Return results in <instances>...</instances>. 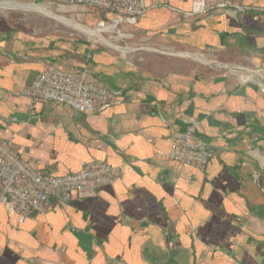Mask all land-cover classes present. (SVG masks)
Returning <instances> with one entry per match:
<instances>
[{"label": "crops", "instance_id": "1", "mask_svg": "<svg viewBox=\"0 0 264 264\" xmlns=\"http://www.w3.org/2000/svg\"><path fill=\"white\" fill-rule=\"evenodd\" d=\"M194 1L145 0L151 9L121 29L136 52L210 53L264 65V16L224 10L185 18ZM57 12L87 28L110 18ZM92 44L26 34L0 20V139L48 174L93 163L121 170L95 198L65 208L50 202L22 224L0 205V264H264V90L199 73L174 55L152 57L154 71H147L132 56ZM45 66L86 70L118 98L92 115L55 105L29 110L22 91ZM191 118L213 153L204 171L167 159L171 132Z\"/></svg>", "mask_w": 264, "mask_h": 264}, {"label": "built area", "instance_id": "2", "mask_svg": "<svg viewBox=\"0 0 264 264\" xmlns=\"http://www.w3.org/2000/svg\"><path fill=\"white\" fill-rule=\"evenodd\" d=\"M0 2L48 7L51 13L61 8L66 11L82 9L87 12H100L106 17L110 16L107 22H101L100 25L112 27L114 30L124 26L134 27L151 9L146 6L145 0H0ZM224 10H231L240 15L252 13L264 16V6H236L222 0H198L192 3L190 12L184 14V17ZM120 34L126 35L125 32ZM261 70L264 71V65L261 66ZM246 83L258 85L264 90L254 82L245 81L242 84ZM22 96L27 100L29 110L55 105L67 108L77 115L95 114L118 98L117 93L91 80L86 70L62 73L51 66H45L37 74L23 89ZM198 125V121L191 118L183 130L171 132L167 159L182 166L204 171L213 158V153L207 144L198 139ZM192 141H195V144H192ZM120 174V168L107 163L88 164L77 172L64 175L48 174L32 168L23 160L11 140L0 139V205L9 208L19 224L24 223L33 214L43 213L50 202L65 208L74 199H93L101 188L111 185Z\"/></svg>", "mask_w": 264, "mask_h": 264}, {"label": "rangeland", "instance_id": "3", "mask_svg": "<svg viewBox=\"0 0 264 264\" xmlns=\"http://www.w3.org/2000/svg\"><path fill=\"white\" fill-rule=\"evenodd\" d=\"M1 3V2H0ZM1 7V6H0ZM25 10L29 9L31 10L30 12H22V11H17V10H11L9 8L6 9H1L0 8V20L4 21L8 27H14L17 28V30H20L24 33H28V34H36V35H46L49 34L50 32H55L57 34L60 35H66L67 37L69 36H80L86 40H89L90 42H92L93 46H104L100 43H98V41H94V40H90V38H88L87 36L82 35V33H79L77 31H74V29L78 28H84V29H89L75 21H66L64 20L63 16L59 17H63L62 21H60L59 19H52L49 18L45 15H50L49 12L47 11H40V10H36V8H29V7H24ZM54 14L56 12V16H58V14H60L59 12H57L56 10H53ZM68 20H71L69 18H66ZM71 23H76V27L74 29L69 28L68 26ZM94 27H97V24L95 26H93L90 29H95ZM116 32L119 31L121 33H124L123 30L121 28H119L118 30H115ZM126 35H131L130 32H125ZM100 35V33H99ZM123 35V34H121ZM100 37L107 39L108 41H110L112 44L118 45L121 48H132V49H138V47L136 45L133 44V40L131 39L132 37L130 36V38H121L118 40H114L113 37H116L115 34L113 35H108L106 33H103L100 35ZM106 47V46H104ZM107 48V47H106ZM113 50V49H112ZM127 53V54H123L120 53L124 56L130 57L132 56L134 58V62H136L137 66L146 69L147 71H154V64H152L151 59L152 57H157V58H172V55H179V53H170V52H165V51H159L158 54H151L149 53V51H140V52H136V51ZM162 53H166V54H162ZM119 54V53H118ZM130 54V55H129ZM181 55H185L189 58H193L197 57L199 59L202 58H207L208 60L212 61V63H218L221 66L227 65L228 67H238V68H242L245 70H250L253 72L256 71H260L258 72V74H260L263 79H264V71L261 70V66L259 67H249L246 65H243L241 62L237 61V60H228L227 58L221 57V56H216L213 54H208V53H181ZM186 66H189L191 68H193L194 70H196L199 73H206V74H222L225 75L227 77H229L231 80H233L234 82L237 83H243L245 81H250V82H254L259 84L262 88H264V85L258 83L257 81H255L254 79H252L249 75H246L245 73H231L230 71H219V70H213L212 68H210V66H207L206 64H202L198 61H194L191 60H186L183 59ZM227 61H235V63L232 64H227ZM157 70L155 71H162V65H158L156 67ZM240 71V70H239ZM243 71V70H242ZM244 72V71H243ZM258 86V85H257Z\"/></svg>", "mask_w": 264, "mask_h": 264}, {"label": "bare ground", "instance_id": "4", "mask_svg": "<svg viewBox=\"0 0 264 264\" xmlns=\"http://www.w3.org/2000/svg\"><path fill=\"white\" fill-rule=\"evenodd\" d=\"M0 8L1 9H6V8H11V9H15L17 11H22V12H26V10L24 9V7H29V8H36V10H40V11H47L49 12L50 15H45L49 18H56V19H59L60 21H62V18L63 17H59L56 16L54 13H51L50 10L48 9V7H33V6H28V5H22V4H6V3H3L1 2L0 3ZM54 17V18H53ZM64 20L66 21H74V20H68L66 18H63ZM69 28L71 29H74L76 27V23H71L69 26ZM95 29H84V28H76L74 29V31H77L79 33H82L84 36H87L88 38H90V40H94V41H98V43L108 47V48H111L113 50H116L120 53H123V54H126V53H130V52H133L135 49H132V48H121L119 47L118 45H115V44H112L110 41H108L107 39H104L102 37H100L101 34L103 33H106L108 35H113L115 34L116 37H113L114 40H118V39H121V38H130V36H123L120 34V32H116L114 30V28L112 27H109V26H105V25H99L97 27H94ZM100 33V35H99ZM201 59L197 58V57H194L195 61H198L202 64H206L207 66H210V68H212L213 70H219L221 71L222 69L225 70V71H230L231 73H245L246 75H249L252 79H254L255 81H257L258 83L264 85V79L263 77L258 74L257 72H251L250 70H245V69H242V68H238V67H228L227 65H224V66H221L220 64L218 63H212V61L208 60L207 58H202L200 57ZM240 70V71H239ZM244 72H243V71Z\"/></svg>", "mask_w": 264, "mask_h": 264}, {"label": "water", "instance_id": "5", "mask_svg": "<svg viewBox=\"0 0 264 264\" xmlns=\"http://www.w3.org/2000/svg\"><path fill=\"white\" fill-rule=\"evenodd\" d=\"M175 56L182 57V58H185V59H189V60H193V61H194L193 58H189V57H187V56H185V55H181V54H179V55H175ZM221 71H225V70L222 69Z\"/></svg>", "mask_w": 264, "mask_h": 264}]
</instances>
